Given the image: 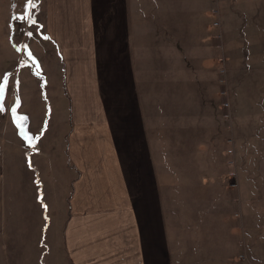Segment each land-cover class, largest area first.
I'll list each match as a JSON object with an SVG mask.
<instances>
[{"label":"crops","instance_id":"0c3cea01","mask_svg":"<svg viewBox=\"0 0 264 264\" xmlns=\"http://www.w3.org/2000/svg\"><path fill=\"white\" fill-rule=\"evenodd\" d=\"M211 1L0 0V264H264V0L230 120Z\"/></svg>","mask_w":264,"mask_h":264},{"label":"rangeland","instance_id":"374dc122","mask_svg":"<svg viewBox=\"0 0 264 264\" xmlns=\"http://www.w3.org/2000/svg\"><path fill=\"white\" fill-rule=\"evenodd\" d=\"M237 1H238V8L236 12H234V15H235L234 18L232 17V14L227 12V9H226L227 0H212L208 15L205 14V18H204V21H207L208 23H210L212 32L214 30L217 31L218 63H219L218 71H219V78H220L219 87L221 88V91H226L229 93V95H231L229 76H230V68H231L232 63L228 62L226 58L227 57V45H226L225 33H226V29H228L227 23L229 21H232L234 23H238L239 26H242L243 24L245 26L250 23H256L257 20L258 21L261 20L260 18L259 19L257 18L259 16L258 13H257V17L254 16L255 15L254 12L259 11L256 8L257 7L256 0H237ZM242 1H245L246 5L241 7L239 5ZM27 18H28V15H27ZM237 32L240 38L233 40L235 49L240 46H243L246 49L245 45L247 44V41H243L244 37L242 36V31L239 30V27H238ZM250 32H256V31L249 30V35H250ZM234 35L232 38H234ZM242 41H243V44H242ZM249 67L250 66H247L246 63H240L238 66V68H245V69ZM229 109H230V106H229ZM28 119H29L28 116H26L25 122L23 123V125L20 126V139H21V142H23L24 147L27 145L29 148H32L33 150H35V148H37V146L39 145V142L44 137V135L36 131V135L34 137V133L32 132V130H34V126L32 127V125L29 124ZM0 144L2 145V147L6 149L8 142H5V139H4L2 143L0 142ZM58 151H60V149ZM27 158H28L27 164L28 165L32 164L33 159H31L29 155H27ZM61 168H62V164L60 163V161H58L57 169L59 171V176L63 177V174L61 173ZM1 181L2 179L0 178V182Z\"/></svg>","mask_w":264,"mask_h":264},{"label":"built area","instance_id":"2783aa9c","mask_svg":"<svg viewBox=\"0 0 264 264\" xmlns=\"http://www.w3.org/2000/svg\"><path fill=\"white\" fill-rule=\"evenodd\" d=\"M221 95L225 98L224 102H223V108L225 110V113L223 114V117L226 119V120H230L231 116H230V113H229V103L227 101V92L226 91H222L221 92ZM231 143V141L229 142ZM233 151H232V148L228 149L227 150V154L229 155H232ZM229 165H233L234 162L233 160H229ZM229 177L230 178H234L235 177V173L234 172H229ZM231 188H235L236 187V184L235 183H231L230 184ZM240 259L241 260H244V256H240ZM251 264V263H250Z\"/></svg>","mask_w":264,"mask_h":264},{"label":"snow or ice","instance_id":"6c2138e0","mask_svg":"<svg viewBox=\"0 0 264 264\" xmlns=\"http://www.w3.org/2000/svg\"><path fill=\"white\" fill-rule=\"evenodd\" d=\"M29 2H31V0H29ZM24 19H28L27 17H23ZM4 91V87L3 86H0V94H2ZM3 109L0 108V111H2Z\"/></svg>","mask_w":264,"mask_h":264}]
</instances>
